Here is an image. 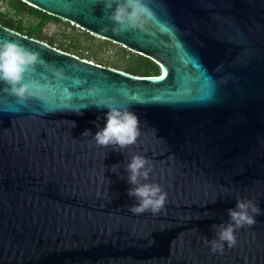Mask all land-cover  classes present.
<instances>
[{"label":"water","instance_id":"obj_1","mask_svg":"<svg viewBox=\"0 0 264 264\" xmlns=\"http://www.w3.org/2000/svg\"><path fill=\"white\" fill-rule=\"evenodd\" d=\"M21 1L158 71L134 75L0 24V41L38 57L23 102L0 81V264H264V0H140L124 30L110 19L124 0ZM104 106L139 117L134 144L97 145ZM134 155L166 193L157 213L129 211ZM240 198L261 213L213 251L212 226Z\"/></svg>","mask_w":264,"mask_h":264},{"label":"clouds","instance_id":"obj_2","mask_svg":"<svg viewBox=\"0 0 264 264\" xmlns=\"http://www.w3.org/2000/svg\"><path fill=\"white\" fill-rule=\"evenodd\" d=\"M143 11L140 0H124L118 4L110 19L119 26L118 30H124L129 26H136L139 20V13ZM37 54L26 49L14 41H0V81L7 83L13 95L17 96L21 102L26 99V94H30V85L24 82L25 73L37 61ZM108 108L106 113V124L94 135L97 145L116 146L122 149L134 144L139 136V117L128 108L117 106H104ZM74 123V122H73ZM85 130L83 135H90ZM149 162L140 155H134L126 165L128 182L132 187L128 190L130 197H135L138 203L129 206V211L133 214H142L146 211L159 212L166 200V193L161 187L147 181L151 167ZM229 221L219 225H213L216 229V237L211 241L213 251L222 249L223 243L229 246L235 244L234 231L245 225L251 226L256 220L255 216L261 213L258 205L249 199H237L234 208L227 209Z\"/></svg>","mask_w":264,"mask_h":264},{"label":"rangeland","instance_id":"obj_3","mask_svg":"<svg viewBox=\"0 0 264 264\" xmlns=\"http://www.w3.org/2000/svg\"><path fill=\"white\" fill-rule=\"evenodd\" d=\"M0 13L11 16L12 19H21L24 27H32L38 17L26 13L14 15L12 10L7 6L6 0H0ZM42 33L55 39V43H62L73 48L74 53H82L92 62L99 64H124L128 62V56H122L120 48L110 42L107 45L103 39L94 33L84 32L71 22L59 19L58 21H48L42 26Z\"/></svg>","mask_w":264,"mask_h":264},{"label":"trees","instance_id":"obj_4","mask_svg":"<svg viewBox=\"0 0 264 264\" xmlns=\"http://www.w3.org/2000/svg\"><path fill=\"white\" fill-rule=\"evenodd\" d=\"M7 6L12 10V13L14 15H20L21 13H26L30 15H34L38 17L37 23L32 27H24L21 19H12L11 16H7L4 13H0V24L15 30L21 34H24L26 36L35 38L37 40H41L51 46H54L55 48H58L60 50L72 53L80 58H84L87 60L92 61L87 56H84L81 52L80 53H74L73 48H70L66 45H63L62 43H55V39L51 36H46L42 33V26L44 23L48 21H58L59 18L54 17L52 15L46 14L42 12L41 10L34 8L25 2L21 0H6ZM86 32V31H84ZM103 43L107 45L110 43V41L103 39ZM116 45L118 48H120V53L122 56H128V62L124 64H109L105 63L103 65L114 67L120 70H123L125 72L134 74V75H153L157 73L158 67L151 59L142 56L140 54L134 53L118 44ZM99 64V63H98Z\"/></svg>","mask_w":264,"mask_h":264},{"label":"snow or ice","instance_id":"obj_5","mask_svg":"<svg viewBox=\"0 0 264 264\" xmlns=\"http://www.w3.org/2000/svg\"><path fill=\"white\" fill-rule=\"evenodd\" d=\"M153 79H163V76H161V77H155Z\"/></svg>","mask_w":264,"mask_h":264},{"label":"bare ground","instance_id":"obj_6","mask_svg":"<svg viewBox=\"0 0 264 264\" xmlns=\"http://www.w3.org/2000/svg\"><path fill=\"white\" fill-rule=\"evenodd\" d=\"M150 76H154V75H150Z\"/></svg>","mask_w":264,"mask_h":264}]
</instances>
